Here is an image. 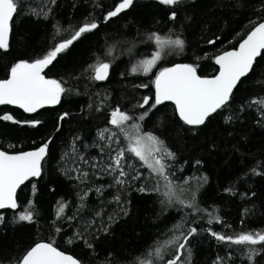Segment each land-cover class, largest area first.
<instances>
[{
    "label": "trees",
    "instance_id": "obj_1",
    "mask_svg": "<svg viewBox=\"0 0 264 264\" xmlns=\"http://www.w3.org/2000/svg\"><path fill=\"white\" fill-rule=\"evenodd\" d=\"M9 1L0 81L53 58L60 101L0 107L1 149L49 150L18 208L0 211V264L41 241L81 264H264V51L201 126L155 99L174 64L216 75L215 57L264 21V0Z\"/></svg>",
    "mask_w": 264,
    "mask_h": 264
},
{
    "label": "water",
    "instance_id": "obj_2",
    "mask_svg": "<svg viewBox=\"0 0 264 264\" xmlns=\"http://www.w3.org/2000/svg\"><path fill=\"white\" fill-rule=\"evenodd\" d=\"M12 9L0 4V48L9 45L12 30ZM264 51V21L257 24L237 47L215 57L218 72L201 76L187 63H177L161 71L155 80V99L172 103L179 118L190 126L203 125L209 116L226 105L240 81L252 70ZM53 59L23 63L0 81V107H15L27 114L55 107L60 101V86L45 76ZM109 67L97 68L95 78L104 81ZM48 145L21 152L0 148V211L18 208L17 194L22 185L40 178L48 155ZM19 264H81L72 254L51 243L35 244Z\"/></svg>",
    "mask_w": 264,
    "mask_h": 264
},
{
    "label": "rangeland",
    "instance_id": "obj_3",
    "mask_svg": "<svg viewBox=\"0 0 264 264\" xmlns=\"http://www.w3.org/2000/svg\"><path fill=\"white\" fill-rule=\"evenodd\" d=\"M0 4H7L10 8H12L11 7V3H10V1L9 0H0ZM155 61H156V57L153 59V64L155 63ZM21 65V64H20ZM17 69V68H16ZM15 69V70H16ZM140 152H142L141 150H140Z\"/></svg>",
    "mask_w": 264,
    "mask_h": 264
},
{
    "label": "bare ground",
    "instance_id": "obj_4",
    "mask_svg": "<svg viewBox=\"0 0 264 264\" xmlns=\"http://www.w3.org/2000/svg\"><path fill=\"white\" fill-rule=\"evenodd\" d=\"M12 9V8H11ZM12 12H13V10H12ZM49 59H53V58H49Z\"/></svg>",
    "mask_w": 264,
    "mask_h": 264
}]
</instances>
